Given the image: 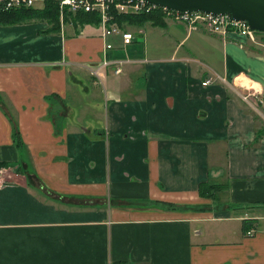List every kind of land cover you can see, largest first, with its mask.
Listing matches in <instances>:
<instances>
[{"label": "crops", "instance_id": "1", "mask_svg": "<svg viewBox=\"0 0 264 264\" xmlns=\"http://www.w3.org/2000/svg\"><path fill=\"white\" fill-rule=\"evenodd\" d=\"M60 20L0 25V264H264L261 51L165 18L104 55Z\"/></svg>", "mask_w": 264, "mask_h": 264}, {"label": "built area", "instance_id": "2", "mask_svg": "<svg viewBox=\"0 0 264 264\" xmlns=\"http://www.w3.org/2000/svg\"><path fill=\"white\" fill-rule=\"evenodd\" d=\"M46 0H0L5 8L12 6H27L35 7L37 4L42 6ZM58 6L60 17L65 12H94L99 18V26L101 29L100 36L104 40V55L105 52L113 48L110 42L111 38H120L124 46L130 44L134 40V34L126 29H123L114 17L116 14H139L151 13L157 10L163 12L165 18L171 19L174 22L184 25L189 31L202 29L210 34H217L223 37L238 36L241 37L243 43H249L257 47L264 56V32L250 28L244 20H238L229 13H210V12H192V11H177L160 7L153 3L144 0H55ZM131 60L124 58L105 59L102 66H111L114 68V73L121 72V67L124 63ZM97 70L93 73L96 74ZM216 81L225 82V79L214 72H209L201 81L202 86H208ZM254 92L246 93L242 96L245 101L249 102V96ZM254 105L258 113L264 120V100L257 103L250 101ZM260 103L263 104L261 108ZM263 110V111H261ZM5 168H0V184L3 182Z\"/></svg>", "mask_w": 264, "mask_h": 264}, {"label": "trees", "instance_id": "3", "mask_svg": "<svg viewBox=\"0 0 264 264\" xmlns=\"http://www.w3.org/2000/svg\"><path fill=\"white\" fill-rule=\"evenodd\" d=\"M60 18H72L74 23L79 24H99L100 18L94 12H65L62 17L58 10V6L55 0H46L42 6L27 7V6H12L5 8L4 4L0 2V25H11L31 21L34 19L45 20L50 24V31H56L60 27ZM164 15L160 10L151 13H139V14H116L114 21L120 26L124 23L142 25L146 22H150L155 26H163ZM264 134V128H261V132L258 131L256 138ZM222 184L213 183L210 181H202L198 184V193L202 197L212 198L215 194L222 189ZM248 220H242L243 230H248Z\"/></svg>", "mask_w": 264, "mask_h": 264}, {"label": "water", "instance_id": "4", "mask_svg": "<svg viewBox=\"0 0 264 264\" xmlns=\"http://www.w3.org/2000/svg\"><path fill=\"white\" fill-rule=\"evenodd\" d=\"M177 11L229 13L250 28L264 32V0H144Z\"/></svg>", "mask_w": 264, "mask_h": 264}, {"label": "rangeland", "instance_id": "5", "mask_svg": "<svg viewBox=\"0 0 264 264\" xmlns=\"http://www.w3.org/2000/svg\"><path fill=\"white\" fill-rule=\"evenodd\" d=\"M37 6H40V4H37ZM164 23H165V16H164ZM150 23V22H149ZM131 25V26H130ZM124 26L126 27V26H129V29L131 30V31H133V26H139V25H136V24H129V23H124L123 24V26H121V27H123L124 28ZM155 26V25H154ZM160 27V26H159ZM135 32V31H134ZM135 37H137V40L139 41V42H141V37H139V36H136V34L134 35ZM98 88H100L99 86H98Z\"/></svg>", "mask_w": 264, "mask_h": 264}]
</instances>
